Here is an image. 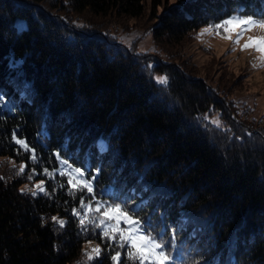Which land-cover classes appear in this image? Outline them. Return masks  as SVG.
<instances>
[{
    "label": "trees",
    "instance_id": "trees-1",
    "mask_svg": "<svg viewBox=\"0 0 264 264\" xmlns=\"http://www.w3.org/2000/svg\"><path fill=\"white\" fill-rule=\"evenodd\" d=\"M236 14L264 15V0H0V264H114L117 251L132 264L89 223L80 198L91 194L57 172V155L97 199L174 236L172 264H264V127L183 54L201 27ZM133 28L162 55L110 35ZM212 112L219 127L204 119ZM36 179L41 194L19 192Z\"/></svg>",
    "mask_w": 264,
    "mask_h": 264
},
{
    "label": "rangeland",
    "instance_id": "rangeland-1",
    "mask_svg": "<svg viewBox=\"0 0 264 264\" xmlns=\"http://www.w3.org/2000/svg\"><path fill=\"white\" fill-rule=\"evenodd\" d=\"M178 1L182 0H167L169 5H175ZM210 26L212 25L201 27L198 30L192 41L184 48V57L189 60L191 68L197 71L199 79L204 81L208 87L220 88L221 95L238 107L239 113L242 114L241 118L246 112V118L257 121L264 127V63L261 62V54L254 49L241 50L250 36L255 38L264 35V31L253 28L244 34L239 45H234L232 40L223 39L221 35L216 34L215 30L211 33H205L204 30ZM16 28L18 31L23 30L25 28L24 22L17 21ZM236 31L238 29H234L232 32L233 39H235ZM220 32L223 33V29ZM110 35L115 38L117 43L126 48L134 46L137 54L162 55L153 44L151 32L144 30V28H133L126 32L111 30ZM11 63L13 62L11 61ZM19 63L20 61H16L12 65ZM161 78L166 79L164 76L156 75L154 81L164 85V83L158 82ZM204 119L210 124H213L211 122L213 120H219L218 114L213 112L206 114ZM18 139L15 138V143ZM17 145L24 149L20 144ZM21 166L24 167V163H21L20 168ZM61 171L68 173L71 170L60 163L57 172L61 173ZM65 175L69 179V176ZM84 180L91 181L93 186L92 179L86 174H84ZM43 182V180L36 179L25 183L19 187V192L37 196L42 193L40 188H43ZM71 184L75 185L76 181L73 180ZM121 227L124 225L122 224ZM97 247L94 242H88L84 249L88 256L95 257L97 255L92 250Z\"/></svg>",
    "mask_w": 264,
    "mask_h": 264
},
{
    "label": "snow or ice",
    "instance_id": "snow-or-ice-1",
    "mask_svg": "<svg viewBox=\"0 0 264 264\" xmlns=\"http://www.w3.org/2000/svg\"><path fill=\"white\" fill-rule=\"evenodd\" d=\"M253 28H259L264 31V15H232L206 28L204 32L211 33L215 30L216 34L221 35L223 39L232 40L234 45H239L244 34ZM221 29H223V33L220 32ZM234 29H238L235 34V39L232 37ZM249 48L260 53L261 62L264 63V35L255 38L250 36L248 42L244 44L241 50L243 51ZM158 82L167 83L166 79L163 78ZM211 122L217 127L220 126L219 120H213ZM16 143L20 144L25 151L32 152V149L23 140L18 139ZM31 158L33 161L36 160L34 152ZM57 158L60 159L61 164L71 170L68 173L61 171L60 174H67L70 184L75 180L76 184L74 187L76 190L81 192L86 190L88 194H91L87 204H85L83 196L80 198V208L93 214L89 223L100 228L104 237L115 240L118 248L126 249L127 259L132 264H172L173 257L171 251L176 247L174 236L171 241H166L163 232L154 235L155 228L150 220L139 218L138 210L136 208H129L126 202L112 200L109 203L108 200L97 199L91 181L84 180V172L80 168H73L67 160L61 159L59 155H57ZM20 171H24L23 166H21ZM45 172L47 173V170ZM47 174L52 175V173ZM40 190L43 191V188H40ZM74 214L77 216L80 215L79 212ZM83 223L84 220L81 219V224ZM62 224L63 222L61 221ZM122 224L124 227H121ZM92 251L97 256L100 255L99 247L94 248ZM120 255V252L117 251L115 255L111 256L114 264H120ZM88 258L91 259L92 256L89 255Z\"/></svg>",
    "mask_w": 264,
    "mask_h": 264
}]
</instances>
